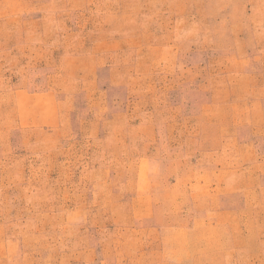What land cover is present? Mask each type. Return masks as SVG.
I'll list each match as a JSON object with an SVG mask.
<instances>
[{"label":"rangeland","instance_id":"374dc122","mask_svg":"<svg viewBox=\"0 0 264 264\" xmlns=\"http://www.w3.org/2000/svg\"><path fill=\"white\" fill-rule=\"evenodd\" d=\"M0 264H264V0H0Z\"/></svg>","mask_w":264,"mask_h":264}]
</instances>
